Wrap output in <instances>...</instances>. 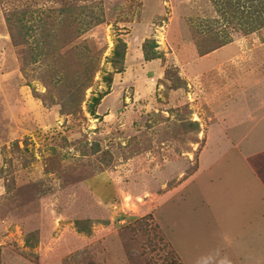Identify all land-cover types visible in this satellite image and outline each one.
I'll list each match as a JSON object with an SVG mask.
<instances>
[{
    "label": "rangeland",
    "instance_id": "1",
    "mask_svg": "<svg viewBox=\"0 0 264 264\" xmlns=\"http://www.w3.org/2000/svg\"><path fill=\"white\" fill-rule=\"evenodd\" d=\"M240 1L262 7L0 0V264H264V180L246 168L264 157V127L246 133L264 26H241ZM225 46L244 53L218 67ZM219 100L230 127L209 144Z\"/></svg>",
    "mask_w": 264,
    "mask_h": 264
},
{
    "label": "crops",
    "instance_id": "2",
    "mask_svg": "<svg viewBox=\"0 0 264 264\" xmlns=\"http://www.w3.org/2000/svg\"><path fill=\"white\" fill-rule=\"evenodd\" d=\"M177 38H179V42H177L175 44H179L180 41H181V44H183L182 35L180 33H179V36L174 37V39L178 40ZM225 49H226V46L223 47L222 50H219V48L218 49L215 48L214 51H216V53H212L211 55H210V53H207V54H204V55L202 53H200L201 55L197 58L196 62L194 61V63H202L203 64L204 61L206 60V58H208L210 56H213L214 54L215 55L218 54V55L222 56V58H219L217 60V61H219L221 59L218 62V67H221L225 63H228V61H233L235 56H240L242 53H244V52H235L232 55V53L230 51H226ZM191 65H192V63H191ZM191 65H190V62H187L186 64H184V62H182L179 65V68L180 69H184V70H186V69H189V70L191 69L192 70L193 68H197L195 66V64H194V66H191ZM199 65H201V64H199ZM213 67H215V65ZM198 71L199 70L195 71V73L193 74L195 77L197 75L203 74L202 72H206V70H203V71L201 70L199 72ZM255 82H256V84L254 83L255 84L254 87H257L259 89V91L256 92V95L250 93L249 97L258 102L256 104V107H257L256 109L263 110V111H260L259 115H255V116H254V113L253 114L251 113L250 117H253V118L250 120V123L247 125V132L246 133L250 132V130H253L254 128L261 127V126L264 127V91H262L263 90L262 85H263L264 82H263L262 79H257ZM249 84L250 83H248V85ZM216 98L218 99V96H217V94L214 93L213 94V100L216 101ZM219 102H220L219 107L216 108V110L214 109L215 111L211 112V113H214L215 117H218V119L213 117V120H212L213 122L211 123V125L208 126L209 128H207V131H206V133H208V135L205 134V139H206L207 143L209 142V144H212V143H210V141L213 139L214 132H216V130H218V128H220V130L224 129L226 125L230 127L229 123L227 122V118L229 116H231V114H229L226 111L225 108L221 107V105L224 106V101L223 100H219ZM198 106L201 108L200 105H198ZM253 108L254 107H252V110H250L249 112L254 111L255 109H253ZM209 111H210V109H209ZM211 113H210V115H211ZM236 118H243V117L242 116H240V117L237 116ZM242 121H238V122H242ZM232 122H234V120ZM215 149L216 148L208 149V147H207V153L209 154V158L211 159V161H214V162L217 161V158H212L211 156L213 155ZM239 152L242 153L243 151L240 149ZM250 156L251 157H248V160H246L247 161V166H248V167H246L247 170H249L251 175L257 176L259 181H261V180L263 181L264 178H263L262 172H260L261 166L259 164V162H261L264 159L263 155H259V153H257L255 155L254 152L251 151V155ZM257 194H258L257 192L253 193V195H255L256 197L258 196V198H261V196L264 197V188L260 189V195H257ZM238 202H242V201H238ZM259 202L261 204V201H259ZM261 207H263V206H261ZM252 212H254V210Z\"/></svg>",
    "mask_w": 264,
    "mask_h": 264
},
{
    "label": "trees",
    "instance_id": "3",
    "mask_svg": "<svg viewBox=\"0 0 264 264\" xmlns=\"http://www.w3.org/2000/svg\"><path fill=\"white\" fill-rule=\"evenodd\" d=\"M247 2L240 1L235 4V15L233 17H238V19L240 20V24H242L241 26L247 28L248 32H251L264 26V15L261 16V10L263 8L264 0H260V2L262 3L260 5L262 7H260L259 9L257 8V5H255V8L248 7ZM157 46L158 44L154 39L148 40V43L146 42V44H144L143 50L146 59H154L155 57H160V52L156 49ZM126 47L127 45L124 40H119V43L116 44L114 55L112 57L114 64L119 63L122 65L126 53ZM107 79H109L110 81L109 77H107ZM95 100L99 102L100 98L95 97Z\"/></svg>",
    "mask_w": 264,
    "mask_h": 264
}]
</instances>
